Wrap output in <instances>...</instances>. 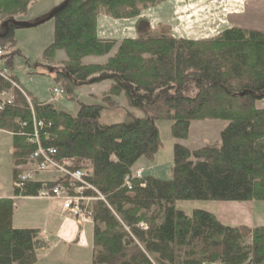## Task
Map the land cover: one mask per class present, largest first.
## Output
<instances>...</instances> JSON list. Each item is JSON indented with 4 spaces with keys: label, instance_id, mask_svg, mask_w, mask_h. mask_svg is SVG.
<instances>
[{
    "label": "trees",
    "instance_id": "obj_1",
    "mask_svg": "<svg viewBox=\"0 0 264 264\" xmlns=\"http://www.w3.org/2000/svg\"><path fill=\"white\" fill-rule=\"evenodd\" d=\"M39 1L0 0V33ZM165 1L69 0L53 17L52 41L41 60L53 66L55 54H64L66 60L49 70L54 89L77 104L75 115L38 101L14 76L13 54L0 57L11 73L0 79V96L11 98L0 111V130L12 136L14 160L13 198L0 199V264L37 263L46 239L38 230L13 227L14 200H33L57 186L94 199L81 208L92 227L90 264H264V226H227L207 210L178 208L196 201L264 203V109L256 107L264 100V33L231 27L187 39L151 30L143 14ZM100 16L133 20L136 36L100 37ZM15 30L9 26L0 38L3 49L16 46ZM104 57L103 64L83 63ZM105 82L110 86L100 104L77 100L79 88ZM119 97L126 121L101 125L104 110L121 109L114 101ZM159 121L170 122V137L178 141L188 138L193 122L226 126L217 144L193 151L174 144L166 178L143 171L137 178L138 163L152 164L161 146ZM35 137L44 151H54L53 162L79 172L82 184L28 165ZM23 172L32 179L16 188ZM78 187L85 189L74 195Z\"/></svg>",
    "mask_w": 264,
    "mask_h": 264
},
{
    "label": "rangeland",
    "instance_id": "obj_2",
    "mask_svg": "<svg viewBox=\"0 0 264 264\" xmlns=\"http://www.w3.org/2000/svg\"><path fill=\"white\" fill-rule=\"evenodd\" d=\"M61 2L63 0H56ZM173 3L172 11L167 13V5L159 6L157 10L154 9L144 12V17L148 19L151 30H167L176 37L187 38V39H203L208 38L213 35L211 33H219L221 30L229 25L233 27L244 29V30H254L264 33V0H169L168 3ZM53 0H40L35 4H31L28 14L19 18V21H36L38 16H45L46 12L50 10V6ZM165 5V4H163ZM165 16H163V14ZM172 13V14H171ZM175 13V14H174ZM244 14V15H242ZM231 18V19H230ZM39 19V18H38ZM110 19V18H108ZM166 19V20H165ZM230 19V20H229ZM111 20V19H110ZM158 22V23H157ZM153 26V28L151 27ZM136 31L133 20H112L110 26L102 27L100 34L108 36L110 38H133L135 37ZM1 34V33H0ZM53 36V21L50 20L36 28L30 29H17L14 31V39L16 40V50L14 48H9V53H12V64H10L13 69V74H15L19 83L23 88L27 89L29 92L34 94L38 93L39 96L46 97L47 99H54L59 103L64 112L75 115L77 113V104L72 101L65 99L63 95L56 96L52 94V90L57 86L53 78H49L48 70L53 69V66L48 65V67L43 64L38 66L39 60L42 57L43 51L51 43ZM1 49H3L0 46ZM7 50V49H3ZM85 63H98L99 61L86 59ZM45 66V75H40V68ZM39 67V68H38ZM104 88L96 89L95 91H103ZM38 97V96H37ZM124 101V100H121ZM118 102V101H117ZM120 102V101H119ZM118 102V103H119ZM257 108H264V100L256 104ZM135 115L140 116L141 114L133 111ZM127 115L122 109H117L114 111L106 110L103 111L99 118V123L101 125H113L125 122ZM226 124L220 121H203L194 122L192 127H202L203 130H197L192 133L190 137L189 146H201L203 140L201 136L205 137L211 135L210 130L212 127H224ZM159 133V139L161 146L155 158V162L152 163L153 166H157V173L155 176L160 178H166L168 176V171L173 162V145L174 140L170 137V122L159 121L156 123ZM209 133V134H208ZM204 146V145H203ZM5 156L4 159H6ZM137 167H141L140 163ZM148 167L144 164V167ZM3 173L5 168L2 169ZM142 171V170H141ZM150 173L151 171H145ZM46 174H41L40 177H47ZM24 200L18 201L21 205L27 203ZM39 202H49L57 200H33ZM60 202L61 201H57ZM219 203L216 202H179L178 208L189 213L193 209H203L209 212H214L213 209H217L216 206ZM241 203H233V205ZM62 205V203H61ZM229 205V204H226ZM242 205V204H241ZM252 209L256 212L264 211V203H252ZM22 208L18 210V207L14 208V215L16 220L27 219L25 212L21 217ZM65 212V211H64ZM66 213V212H65ZM68 214V213H67ZM257 214V213H256ZM29 218V217H28ZM18 224V223H16ZM257 225H264V215L260 214L256 218ZM28 225L21 224L20 227H27ZM80 233L81 228L79 227ZM46 239V248L39 252V256L43 257L38 264H87L85 257L83 255H78L75 258L64 257L57 258V253L55 250H59L63 245L67 246L68 243L72 244L73 240H62L61 237L55 234H47L42 232ZM82 234V233H81ZM81 238V237H80ZM63 241V242H61ZM75 242V241H74ZM79 243L76 240V243ZM63 243V244H62ZM80 245H84L81 241ZM61 251V250H60ZM59 251V252H60ZM68 252V247L66 253Z\"/></svg>",
    "mask_w": 264,
    "mask_h": 264
},
{
    "label": "crops",
    "instance_id": "obj_3",
    "mask_svg": "<svg viewBox=\"0 0 264 264\" xmlns=\"http://www.w3.org/2000/svg\"><path fill=\"white\" fill-rule=\"evenodd\" d=\"M64 1V0H63ZM63 1L58 2L56 0H53V3L50 6V10L46 12L47 15L50 13L55 7L60 5ZM169 0H166L163 4L160 6H166L168 7L167 13L172 11V6L174 7L173 3H168ZM159 7V6H158ZM155 11L157 8L154 9ZM169 11V12H168ZM163 14V12H162ZM172 14V13H171ZM175 14V13H174ZM244 15V14H242ZM165 16V14H163ZM42 16H38L35 19L41 18ZM231 19V18H230ZM229 19V20H230ZM166 20V19H165ZM112 20L108 19V17L105 16H100L98 20V35L102 38H110L108 36H104L100 34V31L102 27L110 26ZM158 23V22H157ZM152 24L149 22V25ZM135 25V23H134ZM153 28V26H151ZM231 26H227V28H231ZM226 28V27H225ZM222 31V30H221ZM171 33V31H169ZM134 33H137L136 31ZM172 34V33H171ZM173 35V34H172ZM136 36V35H135ZM174 36V35H173ZM176 37V36H175ZM112 39H117V38H112ZM123 39V38H122ZM120 40V38H119ZM14 50H16V46L14 47ZM115 50L110 54V56L114 53ZM109 57V56H108ZM90 60H96L99 61L98 63H83L85 64H103L105 63L107 57L105 58H87ZM65 56L62 52H57L55 54V66H59L62 62H64ZM86 60V59H85ZM41 59L39 60V62ZM45 62H43L44 64ZM42 61L41 63H38V66H42ZM46 65V63H45ZM39 68V67H38ZM43 69H46L45 66L43 68H40V75H45L46 71H43ZM13 72V69H12ZM14 73V72H13ZM15 76V74H14ZM48 76L49 78L54 79V75L51 72V70H48ZM16 77V76H15ZM17 79V78H16ZM18 81V80H17ZM19 83V81H18ZM19 85L23 88V86L19 83ZM110 84L108 82L98 84V85H91V86H85L82 88H79L76 90L75 95L77 97V100L80 103L87 104V105H96L100 104V96L104 93L107 92ZM55 88H58L57 86ZM104 88L103 91H98V93L95 91L96 89ZM25 89V88H24ZM27 90V89H25ZM28 91V90H27ZM29 92V91H28ZM33 97H35L38 101L42 102H47L50 103L54 106L55 109L57 110H64L60 106L59 103H54L56 102L54 99H47L46 97H42L38 95V93L32 94L29 92ZM38 96V97H37ZM122 97L114 99L116 103L120 106V108L124 111L127 109L125 100ZM118 101V102H117ZM264 109V108H260ZM117 110V109H116ZM106 111V110H104ZM114 111V110H111ZM194 123V122H193ZM190 125L189 128V134L188 138L185 141H178L174 140L175 144L181 145L183 147H186L190 151L200 149L204 147L205 145H214L219 142V136L221 131L225 128L224 127H212L210 130L211 135H207L205 137H202V144L201 146H189L190 142V137L193 135L194 131L197 132V130L201 131L203 130L202 127H192V124ZM226 124V123H225ZM209 134V133H208ZM204 145V146H203ZM6 157V159H4ZM155 162V161H154ZM153 162V163H154ZM139 164V163H138ZM144 164H147L145 162L140 161L141 167H144ZM148 167L141 168L143 173L145 174H151L152 176H155L154 173H157V166H153L152 164H147ZM5 168V171L3 173L2 169ZM13 170H14V160H13V147H12V136L10 133L0 130V199H12L13 198ZM145 171H151L150 173H146ZM49 176V175H48ZM158 177V176H156ZM160 178V177H159ZM24 200L23 202H27L23 205L21 203H18V201ZM229 204V205H226ZM242 204V205H241ZM241 204L233 205V203H224L220 202L216 208L213 209V213L218 221L224 225L227 226H246L250 228L258 227V226H264V225H257L256 223V218L260 214L261 216L264 215V211H258L256 212L255 209H252V203L249 202H244ZM18 207V210L22 208L21 217L23 216V213L25 212V216H27V219L24 220V217H22L21 220H16L15 215H14V208ZM257 213V214H256ZM29 217V218H28ZM18 223V224H16ZM21 224L28 225L27 227H20ZM12 225L16 229H35L38 230L40 233L43 231L46 232L47 234H55L61 237L62 240H73L72 244L68 243L66 246H62L59 248V250H55L57 253L56 257L57 258H64V257H71L75 258L78 255H83L85 257V260L87 261V264H90V259H91V241H92V227L90 224H85L81 227V233L80 230L78 229L77 225L75 224L74 220L72 219L71 216H69L67 213H65L62 209L61 203L57 201H49V202H39V201H33L31 199H15L14 200V207H13V215H12ZM81 237V238H80ZM76 240L79 241V243H76ZM75 241V242H74ZM81 241L84 242V245H80ZM63 242V241H61ZM63 244V243H62ZM68 247V252L66 253ZM61 250V251H60ZM60 251V252H59ZM43 257L39 256L37 257V263L40 262V260Z\"/></svg>",
    "mask_w": 264,
    "mask_h": 264
},
{
    "label": "built area",
    "instance_id": "obj_4",
    "mask_svg": "<svg viewBox=\"0 0 264 264\" xmlns=\"http://www.w3.org/2000/svg\"><path fill=\"white\" fill-rule=\"evenodd\" d=\"M211 34L213 35L209 37L216 36L218 33L213 32ZM9 52L10 50H3L0 48V57L9 55L10 54ZM10 77H11V73L9 69L6 68L5 66L0 65V79L9 80ZM11 84L14 88L19 89L14 83ZM52 93L53 95L56 96L62 95V91L57 89H54ZM0 98L1 101H3L2 104L0 105V111H1L4 104L6 105L10 104L11 98L9 99L8 94L6 93H2ZM34 143H37V150L34 151L31 154V156L28 158V165H30L33 169L37 170L38 173H50V174L54 173L55 175L62 177H64L65 175H69V177L72 180L81 183L82 175L79 172L69 173L67 170H65L64 167L53 162L50 159V156L54 154V151L51 149L44 151L38 145V139L36 137L34 138ZM141 174H142L141 170L137 171L135 173V177L139 178ZM31 179H32L31 173L23 172L22 175L20 176V182L15 183L14 186L16 188H20L24 182L30 181ZM86 188L91 189L90 187H86ZM83 189H85V187H78L74 189V195L80 194ZM32 199L42 200V201L43 200L61 201L63 211H65L66 213H68L69 216L72 217V219L74 220L77 226L79 224L84 225L89 223V219L85 216V213L81 208L86 209V207L91 203V201L94 200V199L80 198L78 196H69L67 195L66 190H64L60 186L55 187L50 193L46 191L40 193L36 198H32Z\"/></svg>",
    "mask_w": 264,
    "mask_h": 264
},
{
    "label": "water",
    "instance_id": "obj_5",
    "mask_svg": "<svg viewBox=\"0 0 264 264\" xmlns=\"http://www.w3.org/2000/svg\"><path fill=\"white\" fill-rule=\"evenodd\" d=\"M69 0H64L60 5H58L57 7H55L48 15H46L44 18L39 19L35 22H25V21H10V22H6L4 23V31L3 33L0 34V38H3L6 36V34L8 33L9 30V26H13L17 29H30V28H36L50 20L53 19V17L59 12L61 11L63 8L66 7V5L68 4Z\"/></svg>",
    "mask_w": 264,
    "mask_h": 264
}]
</instances>
